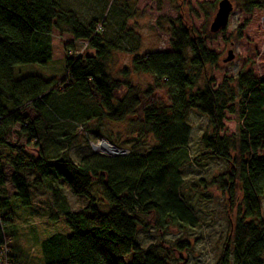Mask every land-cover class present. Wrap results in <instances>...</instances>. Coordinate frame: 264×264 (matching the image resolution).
Segmentation results:
<instances>
[{"label":"trees","instance_id":"obj_1","mask_svg":"<svg viewBox=\"0 0 264 264\" xmlns=\"http://www.w3.org/2000/svg\"><path fill=\"white\" fill-rule=\"evenodd\" d=\"M119 1L128 12L126 0L111 2L118 6ZM262 8V3L246 4L248 11ZM168 23L172 52L134 56L132 68L115 77L110 62L119 46L106 39V31L98 33L94 23L84 25L73 10L63 9L57 0H0V262L22 264L11 243L12 222L8 214H2L10 205L4 194L7 180L15 190L14 197L30 207L32 188H42L45 180L52 178L58 184L63 181L74 196L88 198L90 205L76 213L59 207L71 235L56 234L42 243L44 264H171L166 247L142 248L138 244L137 215L179 228L197 225L182 197L181 176L191 162L188 116L196 112L213 128L211 134L201 137L206 151L201 157L217 159L229 167L228 173L212 184L231 197L236 189L241 193L231 224L232 241L226 244L219 264H264V155H260L264 146V76L257 78L252 71H243L212 88L206 68L217 64L218 56L183 19ZM54 29L85 42L93 54L73 56L70 52L59 86L35 75L15 80V67L45 66L52 60ZM131 73L148 75L153 84L144 87L131 79ZM202 79L206 83L200 87ZM59 101L76 106L81 115L60 113ZM226 114L238 119L237 133L220 137ZM59 117L62 125L74 124L81 132L92 121L129 120L136 141L125 155L93 153L77 165L67 152L74 136L50 157L48 144L56 142L53 128ZM149 138L154 145L146 150ZM22 140L27 141L25 145ZM5 167L12 169L10 175ZM28 176L34 177L30 181ZM93 185L101 189L108 212L94 205ZM49 188L54 196L59 193L51 183ZM188 246L178 243L172 250L181 254Z\"/></svg>","mask_w":264,"mask_h":264},{"label":"rangeland","instance_id":"obj_2","mask_svg":"<svg viewBox=\"0 0 264 264\" xmlns=\"http://www.w3.org/2000/svg\"><path fill=\"white\" fill-rule=\"evenodd\" d=\"M57 1L63 9L73 10L84 25L94 23L98 33L106 31V39L118 44L119 50L113 53L110 62V69L115 77L119 76L121 70L132 68L134 56L172 52L168 21L178 19H183L195 35L205 41L206 47L218 56L217 64L206 68L212 88L216 89L224 79L235 78L243 71H252L257 78L264 76V8L252 11L246 9L247 2L264 4V0H230L233 12L226 29L218 34H212L209 30L219 0H126L129 3L128 12L123 9L121 1L118 6L112 0ZM51 43L53 55L47 65L17 66L13 70L14 79L35 75L59 86L65 74L66 57L70 52L73 56L80 53L93 54L92 50L86 49L85 42L75 41L73 36L56 29L52 31ZM229 51L233 53V60L225 62ZM131 79L144 87L152 85L154 81L148 75L134 73H131ZM205 83L206 80L202 79L200 87ZM57 107L61 110L60 113L68 112L72 117L81 115L79 108L72 104L59 101ZM60 119L59 117L54 123L56 125L52 132L55 133L56 142L48 144V155L54 157L58 149L66 145V139L75 136L67 152L77 165L93 153L112 156L108 151L113 148L127 153L136 141L135 131L129 120L120 123L92 121L86 131L81 132L76 130L74 124L62 125ZM188 122L191 126V162L181 171L182 197L195 215L197 225L194 228H179L161 221L156 224L155 217L137 215L140 220L137 242L142 248L151 245L166 247L165 255L171 264H219L226 244L232 241L231 224L236 219V211L241 204V193L236 189L231 197L229 193L222 192L219 186L212 184V180L228 173L229 167L217 159L201 157L206 153L201 137L213 132L208 119L190 112ZM238 124L236 116L226 114L219 136L230 137L236 134ZM26 142L22 140L21 144L25 145ZM152 145L154 141L149 138L146 150H150ZM102 146L108 151L100 149ZM2 153L7 154V150L2 149ZM32 154L35 155L34 152ZM260 155H264V146ZM5 170L8 175L12 172L10 167H5ZM33 177L28 176L30 181ZM60 182L55 183L49 178L42 188H32V204L24 207L14 197L15 190L7 180L4 194L9 198L10 205L2 214H8V219L12 222L9 228L11 243L22 264H44L42 243L56 234L71 235L63 221L61 206L64 211L76 213L83 212L90 205L88 198L74 196L64 182ZM50 183L59 189L56 196L49 188ZM90 191L94 205L101 212H108L109 207L101 195V189L93 185ZM53 216L59 220L56 221ZM262 217L264 219V198ZM178 243H188L189 246L182 249L181 254H177L172 249H176ZM229 248L231 251V246ZM129 259L130 256L125 257L126 262Z\"/></svg>","mask_w":264,"mask_h":264},{"label":"water","instance_id":"obj_3","mask_svg":"<svg viewBox=\"0 0 264 264\" xmlns=\"http://www.w3.org/2000/svg\"><path fill=\"white\" fill-rule=\"evenodd\" d=\"M233 4L230 2V0H221L218 3V9L216 12V15L213 19V22L210 26V33L212 34H218L223 29H226L229 23V19L231 17V14L233 12ZM233 53L232 51H229L228 58L225 60V62H229L233 60ZM108 153L114 157L116 156H122L125 155V151H120L116 148H113L112 151H108Z\"/></svg>","mask_w":264,"mask_h":264},{"label":"bare ground","instance_id":"obj_4","mask_svg":"<svg viewBox=\"0 0 264 264\" xmlns=\"http://www.w3.org/2000/svg\"><path fill=\"white\" fill-rule=\"evenodd\" d=\"M97 149H99V148H97ZM100 149H103V150H106V149H104V147L102 146ZM108 149V148H107ZM112 149V148H111ZM106 151H108V150H106Z\"/></svg>","mask_w":264,"mask_h":264},{"label":"built area","instance_id":"obj_5","mask_svg":"<svg viewBox=\"0 0 264 264\" xmlns=\"http://www.w3.org/2000/svg\"><path fill=\"white\" fill-rule=\"evenodd\" d=\"M0 264H6V263H4V262L2 261V262H0Z\"/></svg>","mask_w":264,"mask_h":264}]
</instances>
